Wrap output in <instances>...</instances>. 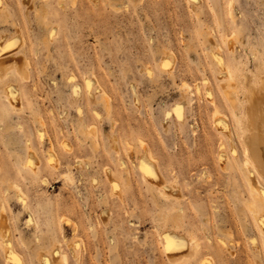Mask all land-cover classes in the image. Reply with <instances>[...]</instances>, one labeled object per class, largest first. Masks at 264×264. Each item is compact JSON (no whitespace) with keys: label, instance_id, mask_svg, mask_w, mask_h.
<instances>
[{"label":"rangeland","instance_id":"obj_1","mask_svg":"<svg viewBox=\"0 0 264 264\" xmlns=\"http://www.w3.org/2000/svg\"><path fill=\"white\" fill-rule=\"evenodd\" d=\"M216 49L237 77V107ZM263 69L264 0H0V222L20 263L39 264L49 238L70 253L78 237L81 262L68 264H175L161 238L176 227L199 243L176 264H264L237 124L240 74ZM143 144L152 191L136 166Z\"/></svg>","mask_w":264,"mask_h":264},{"label":"bare ground","instance_id":"obj_2","mask_svg":"<svg viewBox=\"0 0 264 264\" xmlns=\"http://www.w3.org/2000/svg\"><path fill=\"white\" fill-rule=\"evenodd\" d=\"M229 39H231V38H229ZM22 44H23V42H22ZM230 46H231V44H230ZM216 50L213 51L212 56L218 65L221 76H223L225 79L223 82L224 92L226 94V97L228 98V100L232 104V106L237 107L238 106V98L236 97V94L234 93L235 89L237 88V77L231 72L229 67L224 63L220 53L218 52L219 50L218 49H216ZM15 66L16 65L14 64V67ZM16 72H18V71H16ZM240 75H241L242 83H243V87H244V94H245L246 99H247L246 104L243 108V110L245 111V115L241 114L242 116L237 117V124H238V127L241 129V132H242L241 136L245 140L244 144H246L245 152L248 155V158L246 160V169H245V167L242 169H245L244 173H245L246 179L250 185L251 192L253 193V196H254L253 200L249 204V209L259 224L260 231H261V234H262V237L264 240V186L258 178L259 174L264 175V69L261 70V72L258 75H255V74H253L247 70L242 71ZM90 79H92V78H90ZM96 84H98V83L96 82ZM184 87H186V86H184ZM101 91L103 92L102 87H101ZM6 94H9V93H6ZM104 94H105V91L102 95H104ZM10 96H8V99H10L12 101L11 104L14 105L13 98H9ZM104 96L107 97V94ZM210 97L212 99V96H210ZM183 99H184V104L183 103L182 104L185 105V107H186L187 103H189V96L187 94H184ZM181 112H182V110H181ZM183 114H185V113L183 112ZM225 117L222 115V113L218 109L214 113L215 123L218 126V128H220L219 130L224 131V133H226V135H228L229 134L228 133V131H229L228 126H230V125L228 124L229 122H227ZM40 121L42 122V119ZM91 127L94 128L95 126H91ZM83 133H87V131H85ZM115 141L116 140L114 139L113 136L109 137V150H115L117 153H119L120 150H119V152H118V150H116V148H117L116 142L117 141L116 142ZM143 146H144V144L142 145V147ZM141 153L142 154H140L137 157L138 163L136 164V166L139 168V170L141 172L142 180L145 182L144 184H147L148 189L150 191H152L153 189H155L153 185H157V184H155V182H154L155 180L153 177L155 174L152 176V174L154 173L153 171L156 170L154 167V164L151 161V158H153V157H152V155H150L149 150L147 152L145 148H144V151H142ZM33 157H34V153H32L30 151L29 157H28V160H29L28 164H34ZM245 159H246V157H245ZM223 160L224 159H222V165L225 163L224 162L225 160L224 161ZM243 163H244V161H243ZM52 164H54V163H52ZM33 167H34V165H33ZM108 167H109V169L106 170V173H107L108 180L110 181L109 183H111L110 185H112L111 190H113V187L115 185H118V182L116 179L117 176L115 175L114 170L112 169L111 165H109ZM118 167L121 171H124V169L128 168V164L125 161H123L121 158H119ZM128 171H130V169ZM123 174H125V173H123ZM159 174H161V173H159ZM126 176H129V175L127 174ZM119 178H121V177H119ZM161 178H164V177L161 176ZM118 180H120V179H118ZM128 180H129V178H128ZM128 180H126V181H128ZM167 182L165 181L164 183L168 184L169 182L168 183ZM168 185H171V184H168ZM158 186L162 188L163 185H158ZM180 191H181V189H180ZM110 192L112 194L114 193L112 191H110ZM159 192L162 193L161 195H163V197H168V198L170 197L169 196L170 192L165 191V189L164 190L161 189V190H159ZM151 193H153V192H151ZM159 195H160V193H159ZM156 196H158V195H156ZM152 197H153V195H152ZM159 197H157V198H159ZM181 198H183V197H181ZM156 199H155L156 202H161L160 200L158 201ZM176 199H177V197H176ZM99 200H101L102 204L103 203L106 204V201L102 202V200H105V199L100 198ZM167 200H166V202H167ZM170 201H172V202H170ZM170 201H169L170 205H171V207H173V205H174L173 201H175V200H170ZM3 213H4V210L2 208V216H3ZM171 215L172 214L166 215L168 219L165 218V216H164V218L167 219V222L171 220L169 218V216L171 217ZM64 217H65V219L68 218L66 216H64ZM64 217H63V219H64ZM172 217L175 218L174 216H172ZM61 221H62V219H61ZM176 222H177V218H176V221H174L173 223L175 224ZM177 223L175 225H177L180 228L179 222H177ZM162 224H163L162 226L164 227L163 230H165L166 227L164 225L166 224V220ZM174 224H173V226H174ZM169 225L171 226V224H169ZM76 227L79 228V226H77V224L75 223L73 225L72 229L76 230ZM167 227H169V226H167ZM175 228L176 227H174L173 232H167V233L163 232L164 234H162L161 239H163L162 242L165 244L164 246L166 248L167 257H169L173 261V263L176 264V262H179V260H184V259L190 260V258L194 257L196 255V250L198 249L197 247H198L199 243L197 242V240L195 239L194 236H193L194 238L189 237V239H186L187 238L186 236H185L186 238L181 237L182 239L180 240L181 241L180 242L177 239V235L175 232L176 230H177V232H179L180 230L179 231H178V229L175 230ZM169 230H170V228H169ZM74 233H78V232H73V234ZM73 238H74V236H73ZM73 238H71V239H73ZM77 239H78V237L76 239L74 238L75 241L71 240L73 242H67L66 243L67 247L70 250V253L66 249H64L62 247V245H60L59 241L53 240L51 238L47 239V240H49L48 241L49 244L47 246H45V248H43V250H41V252L38 255L39 264H68L69 254H71V256L73 258H75L77 262H81L82 254H80L78 243H76ZM0 242H1V246L4 250V253L6 256V261L8 262V264H21L19 261V255L20 254L16 250V248L13 244L11 230L9 228V225L6 223V221L4 219H2V221L0 222Z\"/></svg>","mask_w":264,"mask_h":264}]
</instances>
